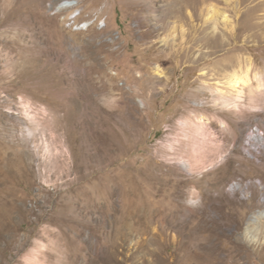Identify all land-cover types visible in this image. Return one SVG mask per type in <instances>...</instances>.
Here are the masks:
<instances>
[{
    "label": "rangeland",
    "instance_id": "374dc122",
    "mask_svg": "<svg viewBox=\"0 0 264 264\" xmlns=\"http://www.w3.org/2000/svg\"><path fill=\"white\" fill-rule=\"evenodd\" d=\"M0 264H264V0H0Z\"/></svg>",
    "mask_w": 264,
    "mask_h": 264
},
{
    "label": "bare ground",
    "instance_id": "6f19581e",
    "mask_svg": "<svg viewBox=\"0 0 264 264\" xmlns=\"http://www.w3.org/2000/svg\"><path fill=\"white\" fill-rule=\"evenodd\" d=\"M240 83V79H236L235 81H233V87L236 88L237 84ZM201 127V126H200ZM191 163V162H190ZM191 165V164H190Z\"/></svg>",
    "mask_w": 264,
    "mask_h": 264
}]
</instances>
